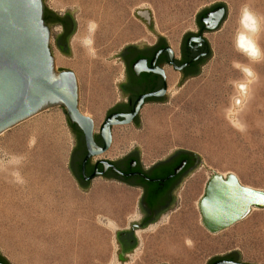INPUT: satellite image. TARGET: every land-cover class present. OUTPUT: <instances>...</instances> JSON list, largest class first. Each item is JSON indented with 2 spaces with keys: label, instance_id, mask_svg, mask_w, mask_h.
<instances>
[{
  "label": "rangeland",
  "instance_id": "rangeland-1",
  "mask_svg": "<svg viewBox=\"0 0 264 264\" xmlns=\"http://www.w3.org/2000/svg\"><path fill=\"white\" fill-rule=\"evenodd\" d=\"M220 2L227 4L228 17L206 35L214 55L202 73L181 86L175 76L168 102L144 106L140 129L131 124L115 131L113 154L141 148L147 167L181 149L203 158L183 183L176 206L139 235L128 261H120L117 233L140 222L141 192L103 179L83 190L70 166L76 138L67 111L46 110L0 136V252L11 264H208L235 251L242 263L264 264V210L253 209L218 234L204 227L199 210L215 173L264 191V0H45L58 15L79 10L73 56L56 49L55 28L50 48L56 69L76 74L80 109L99 126L121 98L122 50L159 40L137 12L150 10L155 31L178 48L198 30L199 13ZM246 9L260 21L256 59L237 47ZM58 207L60 217L51 224L37 223L42 214L47 218L45 210Z\"/></svg>",
  "mask_w": 264,
  "mask_h": 264
},
{
  "label": "water",
  "instance_id": "water-1",
  "mask_svg": "<svg viewBox=\"0 0 264 264\" xmlns=\"http://www.w3.org/2000/svg\"><path fill=\"white\" fill-rule=\"evenodd\" d=\"M216 6H224V8L209 14L204 21L207 24L206 28L213 30L222 20L220 26L216 28L219 30L229 13L227 4L223 2L201 11L197 17V24L202 12L212 10ZM45 8H47L45 0H0V136L46 110L64 107L69 116V123L76 124L86 138L89 153L84 161V171L85 165L91 157L104 154L110 149L113 142L111 127L133 124L134 118L141 110L144 99L147 97H161L164 91L141 97L130 114L120 115L124 118L122 122L115 121L117 116L109 117L101 127L105 147L103 150L95 151L96 145L93 138L95 122L80 109L78 78L74 71L70 69L60 68V71L56 69V60L52 56L50 48V30L54 28L49 27L44 20ZM78 12L79 10L67 11L74 18ZM136 16L159 37V40L163 39L167 42L165 37L155 31L150 10L138 11ZM212 20H215L213 26L211 25ZM76 29L78 30L77 22ZM188 34L192 33L189 32ZM139 46H148V44L141 43ZM210 50V57L205 64L214 55L211 47ZM72 56L73 51L70 45L68 57ZM158 56L159 53L156 58ZM188 66L189 64L181 67L180 70ZM201 73L202 68L198 76ZM184 83L181 81L179 86ZM169 100L170 96L167 95L165 100L158 103H165ZM136 127L138 129L142 127L141 119ZM137 149L142 155L141 148ZM196 156L200 159L201 165L203 158L198 154ZM183 165L176 169V174L182 169ZM80 186L83 190L89 191L91 184ZM176 204L177 196L174 207ZM254 208L264 210V191L242 186L234 175H230L228 181H225L217 173L208 181L205 193L199 202L203 225L212 234H218L234 226L245 219ZM138 223H132V226ZM121 232L117 233V239ZM138 246L139 244L136 245L135 249ZM132 253H134V250L130 254ZM0 254L2 253L0 252ZM118 255L122 262L129 260L126 255L121 257V250ZM242 258L241 252L235 251L228 255L213 257L208 264L214 260L217 261L213 264H246L241 262ZM229 259L238 260L239 262L230 261Z\"/></svg>",
  "mask_w": 264,
  "mask_h": 264
},
{
  "label": "flooded vegetation",
  "instance_id": "flooded-vegetation-1",
  "mask_svg": "<svg viewBox=\"0 0 264 264\" xmlns=\"http://www.w3.org/2000/svg\"><path fill=\"white\" fill-rule=\"evenodd\" d=\"M220 8L224 6H216L212 10L202 12L197 25L198 30L185 36L178 48L160 39L148 46L132 43L122 50L120 60L123 64V73L119 89L121 98L108 112L104 121L99 126L95 124L93 135L95 151L103 150L105 147L101 127L109 117L117 116L115 121L122 122L124 118L120 115L130 114L141 97L164 91L161 97L144 99L141 110L132 124L136 126L144 106L165 100L175 76H179L182 82L198 76L211 53L206 35L216 31L222 22L221 20L218 26L211 30L206 28L207 24L204 20ZM76 22L77 20L70 13L62 15L50 13V21L47 25L55 28L57 32L55 47L63 56H68L71 42L77 34ZM214 24L215 20H212L211 25ZM158 53L159 56L156 58ZM187 64H189L188 67L180 70ZM120 127L122 126L111 127L113 138L115 130ZM71 128L76 138L71 157V170L80 185L88 186L97 179H103L141 192L140 222L131 228H126L118 236L121 257L128 255L139 244L138 233L146 232L171 212L183 183L196 172L201 161L195 153L179 150L168 158L147 167L138 149L134 148L126 152L119 150L116 156L113 154L115 148L113 144L106 153L91 157L83 171L84 161L89 153L86 138L76 124H73ZM182 164H184L182 169L176 174V169ZM94 174L96 175L92 177ZM158 185L160 190L152 196L151 190Z\"/></svg>",
  "mask_w": 264,
  "mask_h": 264
},
{
  "label": "bare ground",
  "instance_id": "bare-ground-1",
  "mask_svg": "<svg viewBox=\"0 0 264 264\" xmlns=\"http://www.w3.org/2000/svg\"><path fill=\"white\" fill-rule=\"evenodd\" d=\"M241 26H242V29H241V32L239 33V35H238V37H237V47H238V49L241 51V53H243V54H245L246 56H248V57H250L251 59H256L258 56H259V54H260V47H259V45H258V43H257V40H256V36H257V34L259 33V31H260V28H261V26H260V21H259V18L253 13V12H251V11H249L248 9H246L245 11H244V13H243V15H242V18H241ZM77 37H75V41L76 40H79V39H76ZM241 69V68H240ZM242 70H244V72H245V74L247 75V76H250L251 75V73H252V71H251V69H249V68H247V67H244L243 66V69ZM245 87H247L245 84H239V90H240V92H241V94H243V95H245V93H246V89L247 88H245ZM240 94V93H239ZM242 96V95H241ZM243 97V96H242ZM242 99V98H241ZM237 100V99H236ZM240 101V100H239ZM238 105V101H235V108H236V106ZM235 108H233V109H235ZM230 112V111H229ZM229 114V113H228ZM236 115V111L235 110H232L231 112H230V117L229 118H231L232 119V116H235ZM235 118V117H234ZM219 175V174H218ZM230 176V175H229ZM228 176V177H229ZM223 177V176H222ZM228 177L227 178H225V177H223L224 178V180L225 181H228ZM241 184V183H240ZM242 185V184H241ZM243 186V185H242ZM244 187H246V186H244ZM246 188H249V187H246ZM250 189H252V188H250ZM59 206V205H58ZM56 207V206H55ZM61 207V206H60ZM60 207H58V209L56 210V212H54V213H51L49 210H45V212H47L48 213V216H47V218H45V216L42 218V216H43V214H42V216H41V218L39 217V219H35L36 221H37V223H39V224H41V225H47V224H51V222L52 221H54L56 218H58V217H60L59 215V211L61 210L60 209ZM254 209H257V208H254ZM253 210V209H252ZM251 210V211H252ZM44 212V211H43ZM79 213V212H78ZM32 215V214H31ZM45 215V214H44ZM32 218H34V217H32ZM193 218V217H192ZM202 218V217H201ZM72 219V218H71ZM70 220V219H69ZM30 221V220H29ZM32 221V220H31ZM35 221V222H36ZM31 223V222H30ZM32 223H33V221H32ZM31 223V224H32ZM203 223V222H202ZM239 223V222H238ZM34 224V223H33ZM32 224V225H33ZM39 224H38V227L40 228V226H39ZM66 224V223H65ZM188 224H189V222H188ZM45 225V226H46ZM35 227V224L32 226V228H34ZM44 227V226H43ZM205 227V226H204ZM37 228V227H36ZM36 228H35V230H36ZM156 229V228H155ZM41 230V229H40ZM44 230V229H43ZM66 231V230H65ZM144 233V232H143ZM50 234V233H49ZM142 234V232H139L138 233V235H141ZM144 236V235H143ZM49 237V236H48ZM146 237V236H145ZM47 238V237H46ZM143 238V237H142ZM47 239H49V238H47ZM146 242V241H145ZM141 243H142V241H141ZM188 245H192V241H188ZM193 247V246H192ZM191 247V248H192ZM187 248H188V246H187Z\"/></svg>",
  "mask_w": 264,
  "mask_h": 264
},
{
  "label": "trees",
  "instance_id": "trees-1",
  "mask_svg": "<svg viewBox=\"0 0 264 264\" xmlns=\"http://www.w3.org/2000/svg\"><path fill=\"white\" fill-rule=\"evenodd\" d=\"M50 13H51V11L49 9L45 8L44 20H45L46 24H49V21H50ZM70 125H71V127H73V124H70ZM159 187H160L159 185L158 186H155L151 190V195L152 196H154V195H156L158 193V191L160 190ZM225 260H228V259H225ZM215 261H217V260H214V261L210 262V264H213ZM230 261L239 262L238 260H230ZM0 263H2V264H11L4 256H2V254H0Z\"/></svg>",
  "mask_w": 264,
  "mask_h": 264
},
{
  "label": "crops",
  "instance_id": "crops-1",
  "mask_svg": "<svg viewBox=\"0 0 264 264\" xmlns=\"http://www.w3.org/2000/svg\"><path fill=\"white\" fill-rule=\"evenodd\" d=\"M116 127V126H115ZM116 131V130H115ZM114 144V147L116 148V145H115V133H114V138H113V142H112V145Z\"/></svg>",
  "mask_w": 264,
  "mask_h": 264
}]
</instances>
